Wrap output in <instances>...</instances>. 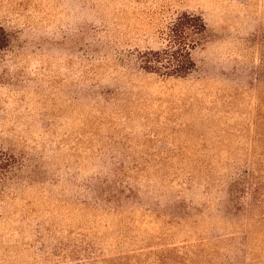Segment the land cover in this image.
Masks as SVG:
<instances>
[{
	"label": "rangeland",
	"instance_id": "1",
	"mask_svg": "<svg viewBox=\"0 0 264 264\" xmlns=\"http://www.w3.org/2000/svg\"><path fill=\"white\" fill-rule=\"evenodd\" d=\"M185 11L195 71L143 70ZM0 28V264H264L229 196L255 148L264 185V0H0Z\"/></svg>",
	"mask_w": 264,
	"mask_h": 264
},
{
	"label": "trees",
	"instance_id": "2",
	"mask_svg": "<svg viewBox=\"0 0 264 264\" xmlns=\"http://www.w3.org/2000/svg\"><path fill=\"white\" fill-rule=\"evenodd\" d=\"M5 35V30L0 28V36H2L0 41H5ZM208 35L207 23L200 13L182 12L170 22L165 33L166 42L163 48L140 53L137 56L138 64L149 73L163 77L186 78L197 68L193 51L207 40ZM255 143L258 144V136ZM257 156L258 151L255 148L251 176L244 177V184L240 182L233 185L229 196L236 191V186L243 188L244 185V193L246 189L250 193L251 210L261 207L264 210V185L262 177L258 174Z\"/></svg>",
	"mask_w": 264,
	"mask_h": 264
}]
</instances>
